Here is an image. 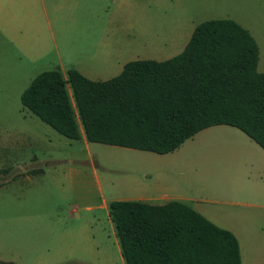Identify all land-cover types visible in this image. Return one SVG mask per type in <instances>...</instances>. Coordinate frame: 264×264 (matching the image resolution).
<instances>
[{"label": "rangeland", "instance_id": "obj_1", "mask_svg": "<svg viewBox=\"0 0 264 264\" xmlns=\"http://www.w3.org/2000/svg\"><path fill=\"white\" fill-rule=\"evenodd\" d=\"M110 6L109 33L124 48L121 63L169 59L183 51L198 24L230 18L257 40L258 70L264 71V0H112ZM34 8V0L0 4V261L125 264L109 204L143 189L160 196L162 187L208 206L213 223L239 230L243 263L264 264V149L230 125L224 132L203 129L166 154L89 142L80 122L79 139L59 133L21 95L41 72L62 64L67 78L70 67L88 66L94 54L29 59L7 29ZM36 17L30 23L39 27ZM102 31L77 29L68 37L94 39ZM94 63L113 67L91 79L118 73L115 60Z\"/></svg>", "mask_w": 264, "mask_h": 264}, {"label": "trees", "instance_id": "obj_2", "mask_svg": "<svg viewBox=\"0 0 264 264\" xmlns=\"http://www.w3.org/2000/svg\"><path fill=\"white\" fill-rule=\"evenodd\" d=\"M259 58L258 42L243 25L209 19L169 59L129 61L107 80L76 68L68 69L67 78L59 68L46 70L21 100L71 139L81 137L80 122L89 142L166 154L199 131L224 124L264 149ZM109 213L125 264H242L237 236L184 202L113 200Z\"/></svg>", "mask_w": 264, "mask_h": 264}, {"label": "crops", "instance_id": "obj_3", "mask_svg": "<svg viewBox=\"0 0 264 264\" xmlns=\"http://www.w3.org/2000/svg\"><path fill=\"white\" fill-rule=\"evenodd\" d=\"M3 1L4 0H0V4ZM111 1L112 0H34L35 8L31 11H28L26 14H19V17H14L16 24H14L12 28L7 29V31L16 32L10 37L20 47V50L32 61H38L47 55L55 53L58 55L59 61L63 62V51L67 54L68 52L73 53L89 50V52L93 51L91 54H94V56L90 57L91 64L84 67L75 66L70 68L78 69L83 75L89 78L90 76H98L99 74H102L104 71L113 67V64L111 63L95 64V60L98 58L101 62H105L106 60H115L118 62L115 65L119 66L116 71L118 72L116 75H118L121 73L124 65L129 62V60L121 63L120 60L122 58L120 56L122 55H120V49L124 50V48L121 47V42L113 40L109 33V30L113 24L110 6ZM4 14L9 15L10 12H5ZM33 16H37L36 18L40 21L39 27L31 25L30 21ZM26 18L28 20L27 24L25 23ZM116 23L119 26H125V23L122 24L121 20L119 19L116 20ZM77 29L103 31L97 37H94V39L77 40L69 38V34ZM61 66L64 65L61 64L58 66V68L63 72V68ZM223 125L224 124L213 125L208 128H213L224 132L225 129H222ZM157 191V193H162V195L157 196L155 193L151 194L150 190L143 189L138 192L136 197H130L122 200H139L150 204L160 205L171 200H178L190 205L209 220H213L212 212L205 204L190 198L187 199L185 197H179V195H167L165 193V189H162V187H160ZM215 224L218 225L216 222ZM218 226L232 231L238 238L237 233L239 230L237 228L235 229L234 227L223 224ZM240 248H242L241 244ZM242 264H244L243 258Z\"/></svg>", "mask_w": 264, "mask_h": 264}]
</instances>
